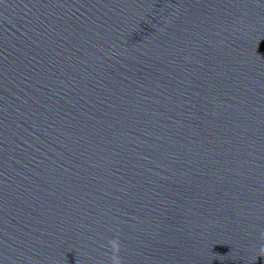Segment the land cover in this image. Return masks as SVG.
I'll return each mask as SVG.
<instances>
[{
    "label": "water",
    "instance_id": "95a60500",
    "mask_svg": "<svg viewBox=\"0 0 264 264\" xmlns=\"http://www.w3.org/2000/svg\"><path fill=\"white\" fill-rule=\"evenodd\" d=\"M264 0H0V264H264Z\"/></svg>",
    "mask_w": 264,
    "mask_h": 264
},
{
    "label": "clouds",
    "instance_id": "9594fccd",
    "mask_svg": "<svg viewBox=\"0 0 264 264\" xmlns=\"http://www.w3.org/2000/svg\"><path fill=\"white\" fill-rule=\"evenodd\" d=\"M260 239H261V240H264V233H261V235H260ZM261 251L264 252V248H262Z\"/></svg>",
    "mask_w": 264,
    "mask_h": 264
}]
</instances>
